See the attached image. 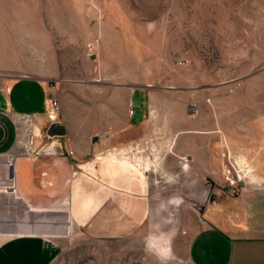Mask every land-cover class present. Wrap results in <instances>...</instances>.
I'll return each mask as SVG.
<instances>
[{
  "label": "rangeland",
  "instance_id": "rangeland-1",
  "mask_svg": "<svg viewBox=\"0 0 264 264\" xmlns=\"http://www.w3.org/2000/svg\"><path fill=\"white\" fill-rule=\"evenodd\" d=\"M106 28L119 49L100 54ZM54 56L83 88L119 73L151 90L153 150L129 163L146 172L153 206L122 235L63 226L46 264H159L144 238L164 219L170 264L230 263V239L264 224V0H0V79L51 69ZM194 124L201 132L179 133ZM187 139L205 143L206 166L177 157ZM173 197L179 209L157 216Z\"/></svg>",
  "mask_w": 264,
  "mask_h": 264
},
{
  "label": "crops",
  "instance_id": "crops-1",
  "mask_svg": "<svg viewBox=\"0 0 264 264\" xmlns=\"http://www.w3.org/2000/svg\"><path fill=\"white\" fill-rule=\"evenodd\" d=\"M102 32L99 53L112 44L119 49L120 35L111 28ZM50 61L51 69L0 79V264H46L63 226L122 235L139 230L152 215L151 186L142 180L147 174L129 163L153 150L151 90L119 73L91 79L83 88L61 77L59 57ZM50 99L59 101L57 122L66 136H46L53 123ZM30 126L39 135L35 146L46 144L53 152L29 154ZM186 141L178 144L177 157L206 166L205 143ZM257 226L228 238L233 251L226 264H264V224Z\"/></svg>",
  "mask_w": 264,
  "mask_h": 264
},
{
  "label": "clouds",
  "instance_id": "clouds-1",
  "mask_svg": "<svg viewBox=\"0 0 264 264\" xmlns=\"http://www.w3.org/2000/svg\"><path fill=\"white\" fill-rule=\"evenodd\" d=\"M183 171H188V166H183ZM249 182L255 186L260 187L262 181L255 176H250ZM170 182H176L172 180ZM183 201L179 198H170L166 202L161 201L157 207V216H163L166 213H170L171 208L179 209ZM168 219H164L163 223H157L156 225L150 226L148 234L144 238V250L148 254L154 256L159 264H170L172 259V240L174 234L170 231H165L163 225L170 223Z\"/></svg>",
  "mask_w": 264,
  "mask_h": 264
},
{
  "label": "built area",
  "instance_id": "built-area-1",
  "mask_svg": "<svg viewBox=\"0 0 264 264\" xmlns=\"http://www.w3.org/2000/svg\"><path fill=\"white\" fill-rule=\"evenodd\" d=\"M92 45L90 46V56L92 57L93 56V52H92ZM50 87L52 89H55L57 86L55 84H50ZM131 112H133V110H131ZM47 116L49 118V120L51 122H57L60 120V106H59V101L57 99H50L49 101V106H48V111H47ZM30 122H32V119H30ZM30 140H29V154L30 155H37V154H40V153H50V152H53V149L49 146V145H46V144H43L41 147H36L35 146V143H34V137L36 136H39L38 133L34 132V129L30 126ZM47 137H51L49 134L46 135ZM71 155H73V151H70L69 152ZM29 155V156H30Z\"/></svg>",
  "mask_w": 264,
  "mask_h": 264
},
{
  "label": "water",
  "instance_id": "water-1",
  "mask_svg": "<svg viewBox=\"0 0 264 264\" xmlns=\"http://www.w3.org/2000/svg\"><path fill=\"white\" fill-rule=\"evenodd\" d=\"M48 134L50 136H66L67 129L66 127L60 122H54L50 125L48 129ZM11 177H13V170H11Z\"/></svg>",
  "mask_w": 264,
  "mask_h": 264
}]
</instances>
